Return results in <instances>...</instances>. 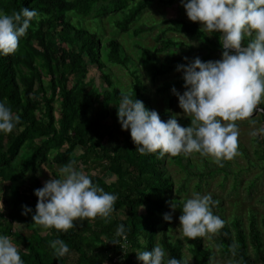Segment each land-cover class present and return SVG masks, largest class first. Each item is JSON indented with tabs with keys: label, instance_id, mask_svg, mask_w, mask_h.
<instances>
[{
	"label": "trees",
	"instance_id": "obj_1",
	"mask_svg": "<svg viewBox=\"0 0 264 264\" xmlns=\"http://www.w3.org/2000/svg\"><path fill=\"white\" fill-rule=\"evenodd\" d=\"M155 1L169 5L176 0H0V10L7 14L24 7L35 8L41 14L39 21L32 20L15 52L0 55V99L6 98L13 112L22 117L12 132H0V181L5 186L0 234L10 236L21 246L25 264H143L135 251L150 250L156 243L163 245L168 256L184 257L180 241L172 240L171 221L163 219L173 202L170 195L174 182L169 167L179 168L185 177L179 192L187 190L191 181L200 190L213 175L220 173L224 179L231 173L238 175L230 171L228 158L213 159L199 152L201 157L195 161L185 153L141 154L135 150L130 130L122 129L118 121L123 93L157 110L162 120L175 113L176 98L169 90L184 86L183 77L159 84L156 93L160 101L148 98L142 81L143 73L156 81L177 72V64L187 63L179 54L184 42L175 35L198 41L197 49L203 53L187 56L190 59L199 56L204 61L215 60L214 55L223 51L222 33L209 35L198 22L185 17L163 21L166 27L158 31L155 44L143 45L142 36L156 27L138 23ZM88 18H93V24L85 26L83 22ZM119 33L134 38L135 58L126 53ZM103 38L106 43L101 45ZM252 38L246 36L242 43L246 46ZM93 66L104 84L102 89L95 87L89 76ZM113 67L118 71L111 72ZM260 115L261 129L264 111ZM190 123L191 116L180 119L181 125ZM252 141L261 149L257 148L255 155L264 156V132L253 135ZM69 162H74L77 170L90 163L87 168L95 173L86 168L82 171L93 183L118 195L109 222L100 216L77 219L76 227L65 232L35 223L32 213L22 215L25 204L35 212L38 197L34 189L43 186L34 173L37 165L44 164L59 178L60 168ZM104 174L115 179L107 182ZM234 182L236 186L237 180ZM184 200H174L180 214ZM213 212L217 215V204ZM228 220L216 233L218 251L234 257L239 264H264L263 232L253 210L247 214V232L242 227V216L235 214ZM121 223L128 230L126 240L115 237ZM57 237L69 245V253L62 257H57L49 245ZM184 237L193 264H210L212 250L202 238ZM114 238L121 243H112ZM249 250L258 254L259 261Z\"/></svg>",
	"mask_w": 264,
	"mask_h": 264
},
{
	"label": "clouds",
	"instance_id": "obj_2",
	"mask_svg": "<svg viewBox=\"0 0 264 264\" xmlns=\"http://www.w3.org/2000/svg\"><path fill=\"white\" fill-rule=\"evenodd\" d=\"M187 17L200 22L201 28L212 34L222 33L221 58L202 60L199 56L183 57L187 63L177 64L182 71L184 88L181 93L172 87L178 97L183 115L191 116L190 125L178 122L181 113H174L165 121L155 109L129 93H123L117 116L122 129L130 130L136 151L141 154L199 152L217 159L231 158L237 150L238 125L236 121L253 116L254 110L264 100V0H180ZM40 12L24 7L11 14L0 10V55H8L18 48L20 38L26 34L33 19L39 21ZM253 36L245 46L246 36ZM22 117L14 113L7 99H0V132L10 133ZM264 132V128L259 129ZM256 132L253 131V135ZM61 176L44 181L34 189L38 197L35 212L22 205V215L32 213V220L45 228L55 227L67 231L76 227V220L100 216L105 222L118 199L116 193L105 191L93 183L91 177L69 162L60 168ZM39 175V172H37ZM218 201L212 194L193 192L182 206L178 217L182 236L190 239L217 233L225 220L214 214ZM175 210L176 204L170 203ZM4 204L0 198V212ZM171 221V212L163 214ZM128 230L121 223L115 237L127 239ZM119 245L120 239L111 240ZM57 257L69 253V245L57 237L49 242ZM21 247V246H20ZM20 247L12 238L0 234V264H25ZM143 264H189L184 257L168 256L166 249L156 243L150 250L135 251Z\"/></svg>",
	"mask_w": 264,
	"mask_h": 264
},
{
	"label": "rangeland",
	"instance_id": "obj_3",
	"mask_svg": "<svg viewBox=\"0 0 264 264\" xmlns=\"http://www.w3.org/2000/svg\"><path fill=\"white\" fill-rule=\"evenodd\" d=\"M174 17L188 18L186 15V10L181 5L180 0H176L173 4L169 5L155 1L149 7L148 11L144 12L141 21L138 24L147 23L148 25H154L156 28L144 34L140 39L141 43L143 45L153 46L155 44V36L157 35L158 31L166 27V24H163V21ZM92 21L93 18H88L83 22V24L85 26H88L90 23H92ZM198 23L200 24V22ZM106 29H108V27H106ZM171 34L175 35L173 33ZM208 34L211 35L209 32ZM107 36H110L109 32H107ZM175 36L177 39H180L184 42V45H182L179 50L180 55L190 56L203 53V50L197 49V40L191 39L187 36H183L182 34H178ZM117 37L120 39V42H122V44L124 45L126 53L128 55H132L135 58V54L137 51L134 46V38H131L128 33H119ZM100 42L102 45L106 43V39L103 38ZM214 56V59L221 58V55ZM112 71L116 72L118 71V68L113 67V70H111V72ZM89 76L93 78L95 87L99 89L103 88L104 84L102 83L101 78L98 76V71L95 66L89 68ZM180 77H183L182 71H177L168 76L158 78L156 81H152L148 76L143 73L142 81L146 87L145 94L151 101L156 99H159L160 101L162 100L160 98L161 96H158L156 93V89L159 84H161L164 80H177ZM125 85H128L127 81L125 82ZM176 89L181 93L185 90L184 86L182 85H180L179 87L177 86ZM169 92H171V90H169ZM174 96L176 98L174 103V111L175 113H181V115L177 117L178 122L180 123V119H183L185 115L182 114L183 110L179 107L178 97L176 95ZM262 105H264V100H262L261 104L258 105L259 110H254L252 117L236 121L238 125L237 150L231 158H228V160L230 161L232 167L230 171H232V169L235 170L238 173L237 177L234 176L233 173H231L229 174L227 179H224L222 176H219V173L216 176L213 175L212 177H210L209 184L205 185L204 183L200 190H197L194 186V181H191L187 184V190L179 192V187L185 183V177L183 173L180 172L179 168L175 166L169 167V172L174 182L173 192L170 195V198L173 201L176 199L181 201L183 199L189 198L193 192H200L202 194L210 192L213 198L216 199V201H218V199H221V201H218L217 203V215L221 214L222 216H224L225 221H227L228 223L229 217H232L235 214L242 216V227L246 230V232L248 231L249 223L247 220V214L250 210H253L254 214H256V219L259 228L263 232L262 240L264 248V156H262L261 153H257V155H255L257 151L256 149H259L260 146H255L252 141L253 131H255L256 133L259 132V129L261 127L262 122L260 112L264 111V107ZM259 150L261 151V149ZM186 155L191 157L193 161L201 157L198 152H191ZM213 159L216 158L214 157ZM89 164L84 163L81 166V169L83 170L84 168H86L87 170H89V173H95V171H93L92 169L87 168ZM37 166H39L38 169L33 172L41 179L42 183H44V181L50 178V174L53 177H56L55 174H53L50 169H47L44 164H38ZM260 169H263L262 173L256 175L255 173L258 172ZM37 172H39V175L37 174ZM107 175L108 174H104L103 176V178H105L107 182L115 179L114 177ZM223 180L224 182L221 183ZM234 180H237L238 182L236 186H234ZM4 189L5 186L0 181V198ZM168 210L173 216L170 225L172 240L180 241L183 247L182 250L184 258L190 261L189 264H193V259L189 251V246L186 242L185 237L182 236L181 231L179 229L180 222L178 217L181 214L176 210H172L170 208V205L167 209V212ZM227 215L229 217H227ZM201 238L203 240L204 245L212 250L213 256L211 258L210 264H239L236 259H234V257H231L229 255H222L218 251L215 243L216 233H210L207 236ZM249 254L251 256H255V261H259L258 254L255 251L249 250Z\"/></svg>",
	"mask_w": 264,
	"mask_h": 264
},
{
	"label": "water",
	"instance_id": "obj_4",
	"mask_svg": "<svg viewBox=\"0 0 264 264\" xmlns=\"http://www.w3.org/2000/svg\"><path fill=\"white\" fill-rule=\"evenodd\" d=\"M264 116V115H263Z\"/></svg>",
	"mask_w": 264,
	"mask_h": 264
}]
</instances>
